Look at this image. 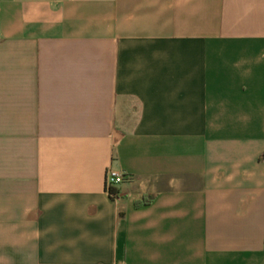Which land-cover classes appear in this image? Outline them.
Masks as SVG:
<instances>
[{
  "label": "crops",
  "instance_id": "1",
  "mask_svg": "<svg viewBox=\"0 0 264 264\" xmlns=\"http://www.w3.org/2000/svg\"><path fill=\"white\" fill-rule=\"evenodd\" d=\"M0 264H264V0H0Z\"/></svg>",
  "mask_w": 264,
  "mask_h": 264
},
{
  "label": "built area",
  "instance_id": "2",
  "mask_svg": "<svg viewBox=\"0 0 264 264\" xmlns=\"http://www.w3.org/2000/svg\"><path fill=\"white\" fill-rule=\"evenodd\" d=\"M123 181V176L119 172L108 168L106 172V178H105V186L106 191L108 194L112 197H116V195L113 193V188L116 187L118 184H120Z\"/></svg>",
  "mask_w": 264,
  "mask_h": 264
},
{
  "label": "trees",
  "instance_id": "3",
  "mask_svg": "<svg viewBox=\"0 0 264 264\" xmlns=\"http://www.w3.org/2000/svg\"><path fill=\"white\" fill-rule=\"evenodd\" d=\"M150 199H146L144 200V202H149ZM137 206H140V204H138Z\"/></svg>",
  "mask_w": 264,
  "mask_h": 264
}]
</instances>
